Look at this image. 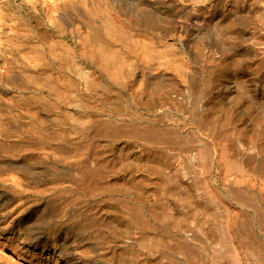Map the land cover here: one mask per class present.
<instances>
[{
  "label": "bare ground",
  "instance_id": "6f19581e",
  "mask_svg": "<svg viewBox=\"0 0 264 264\" xmlns=\"http://www.w3.org/2000/svg\"><path fill=\"white\" fill-rule=\"evenodd\" d=\"M22 2L0 264H264V0Z\"/></svg>",
  "mask_w": 264,
  "mask_h": 264
},
{
  "label": "rangeland",
  "instance_id": "374dc122",
  "mask_svg": "<svg viewBox=\"0 0 264 264\" xmlns=\"http://www.w3.org/2000/svg\"><path fill=\"white\" fill-rule=\"evenodd\" d=\"M1 12L7 17L16 19L22 23L33 22L36 17L35 8L28 3H23L22 0H0Z\"/></svg>",
  "mask_w": 264,
  "mask_h": 264
}]
</instances>
